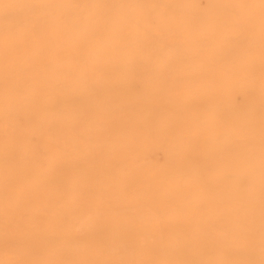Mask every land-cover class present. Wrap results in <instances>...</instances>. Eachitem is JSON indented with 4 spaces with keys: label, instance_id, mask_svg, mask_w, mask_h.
<instances>
[{
    "label": "bare ground",
    "instance_id": "1",
    "mask_svg": "<svg viewBox=\"0 0 264 264\" xmlns=\"http://www.w3.org/2000/svg\"><path fill=\"white\" fill-rule=\"evenodd\" d=\"M213 165L264 185V0H0V264H264Z\"/></svg>",
    "mask_w": 264,
    "mask_h": 264
},
{
    "label": "rangeland",
    "instance_id": "2",
    "mask_svg": "<svg viewBox=\"0 0 264 264\" xmlns=\"http://www.w3.org/2000/svg\"><path fill=\"white\" fill-rule=\"evenodd\" d=\"M214 156V155H212ZM213 171L215 172L214 175H221L220 169H218V166L213 165ZM231 174H225L222 173V181H220L218 188H212L211 193L213 196H216L219 198V200H213L210 202V209L212 212H215V209H220L221 204L219 201H225L228 205L226 209H224L223 214L226 215V217H233L235 212H234V207H232L233 203L237 200L243 205L246 206L249 203L256 202L259 205L263 206L264 205V185H259V186H246V187H241L238 188V184L236 181V178L233 176L235 173V170H230ZM261 174L264 175V168L260 172ZM249 181V180H248ZM248 183V182H247ZM240 186V185H239ZM215 197V198H216ZM215 210V211H214ZM259 212H257L258 214ZM144 223L150 227L153 230L159 231L161 230L162 234L164 235L165 238L169 237V234L167 231L164 230L163 226L160 225L158 222L157 218H155L154 214L151 213L149 215H146L144 217ZM221 232H225L224 229H221ZM222 234V233H221ZM244 243L248 242V237H244ZM202 246H204L205 250L207 251H213V246L210 244L211 242L207 239V237L203 238V241H201ZM220 246L217 248V253H216V261H213V264H257L254 261H249V260H240V258L236 257L234 253H232L228 249V243L226 242H219ZM249 245V244H248ZM226 247V248H224ZM226 252V253H225ZM219 260V261H217Z\"/></svg>",
    "mask_w": 264,
    "mask_h": 264
}]
</instances>
